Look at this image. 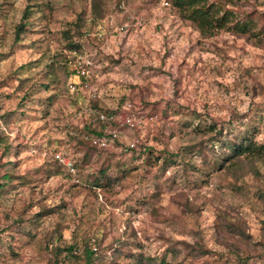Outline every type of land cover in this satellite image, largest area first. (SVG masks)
Returning <instances> with one entry per match:
<instances>
[{
    "label": "rangeland",
    "instance_id": "374dc122",
    "mask_svg": "<svg viewBox=\"0 0 264 264\" xmlns=\"http://www.w3.org/2000/svg\"><path fill=\"white\" fill-rule=\"evenodd\" d=\"M76 54L97 96L71 92ZM87 102H130L146 121L105 150L72 146L67 114ZM247 120L264 144V34L203 33L169 0H0V176L20 175L0 198V264H54L53 245L89 239L125 264H264V157L230 161L224 147ZM66 147L76 173L48 165ZM213 147L221 167L196 151Z\"/></svg>",
    "mask_w": 264,
    "mask_h": 264
},
{
    "label": "trees",
    "instance_id": "16d2710c",
    "mask_svg": "<svg viewBox=\"0 0 264 264\" xmlns=\"http://www.w3.org/2000/svg\"><path fill=\"white\" fill-rule=\"evenodd\" d=\"M171 6H174L180 10L181 13L185 15V17L191 19L198 28L207 34L214 33L215 29H223L226 28L236 33L240 34H250L254 36H260L264 34V11L259 10H249L244 9L238 6L236 2L233 0H169ZM32 12V9L27 7L22 15L21 21L17 25L16 36L17 38L21 37V34L27 30L29 26V16ZM70 48H81V44L75 43L73 41L69 44ZM109 112H118L116 110H108ZM215 122V121H214ZM84 125L81 127L80 123H71V126L75 128L80 134L72 135L69 132V125L66 121L65 129L66 132L69 133V137L71 141V145L76 146H89L93 151L97 150H105V147H101L100 145L93 142V137L100 134L103 130V125L100 123H91L88 121H84L82 123ZM244 130H241L240 136L237 140L233 139H225L224 147L225 151L229 152L228 158L230 161L232 159L241 160V156H247L250 159H259L264 157V144L257 143L254 141V137L258 133L257 125L252 120H247L246 124L243 126ZM214 129L213 127L211 128ZM223 128H220V135L223 134ZM85 135L89 136L88 138ZM2 136H4V140H6L7 135L2 132ZM217 141H220V137ZM11 146L7 145L5 148V153L10 150ZM210 150H204L202 148H198V151L202 156L203 160L207 158L209 154L212 155L214 160V165L221 167L223 162H220L219 156L216 154V150L213 148H209ZM67 155L71 157L68 152ZM225 159V160H226ZM239 160V161H240ZM56 163L58 166L56 167ZM49 167H56L58 170L63 167L67 169L64 165L60 164L57 160L54 163H48ZM106 176V169L102 170V176ZM20 175H17L13 171H5L0 176V198L2 197V192L5 191L8 184H13L17 179H19ZM100 179H96V185L102 186L103 184L99 182ZM25 184L24 182H22ZM57 207V206H56ZM55 208H51L49 211H53ZM13 210V209H12ZM45 212H40V214H44ZM16 212L11 210L7 211L5 217L7 219L12 218L13 222L22 221L20 216L15 215ZM9 225L5 231L9 230ZM95 243L91 242V240L84 241V246L82 247L79 242L69 244L67 246H52V251L54 253V264H125L123 262L118 261V254L121 252L123 248H114V253L112 259L104 255H100L101 253L94 249ZM201 249V248H200ZM81 250V252H77ZM203 254L208 253V249H202ZM123 253V252H122ZM250 254L240 255V261L244 262L250 258ZM133 264H176L174 260H168L166 257L161 258L159 261L152 262L150 258L147 260L137 258Z\"/></svg>",
    "mask_w": 264,
    "mask_h": 264
},
{
    "label": "built area",
    "instance_id": "2783aa9c",
    "mask_svg": "<svg viewBox=\"0 0 264 264\" xmlns=\"http://www.w3.org/2000/svg\"><path fill=\"white\" fill-rule=\"evenodd\" d=\"M77 55V54H76ZM84 57L82 54L77 55L75 59V77L78 78L71 84V92L75 93L79 91V85L82 84L80 78L81 75H87L90 71L88 70L87 64L90 65L91 61L87 64L83 63ZM82 88H87L90 94L97 96L98 92L95 88L90 87L88 83L82 84ZM122 113L109 112L100 107H95L88 102L78 109H75L67 114L66 121L69 125V132L72 135H79L80 133L71 126L74 118H83L91 123H100L103 125V130L100 134L93 137V142L100 145L101 147L114 146L119 140L125 137L123 132L126 129L132 130L141 128L146 121L145 116L141 110L135 108L133 104L127 102L124 106ZM84 125L81 124V127ZM86 138L89 136L85 135ZM130 147L135 144L133 142L128 143ZM55 159L62 165H64L71 173H76V167L74 162L67 155V147L56 152L54 155ZM96 250V248H94ZM78 253L81 250L77 251Z\"/></svg>",
    "mask_w": 264,
    "mask_h": 264
}]
</instances>
